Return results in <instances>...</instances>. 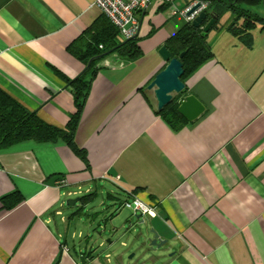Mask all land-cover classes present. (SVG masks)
<instances>
[{"label": "crops", "instance_id": "1", "mask_svg": "<svg viewBox=\"0 0 264 264\" xmlns=\"http://www.w3.org/2000/svg\"><path fill=\"white\" fill-rule=\"evenodd\" d=\"M95 1L0 0V90L56 128L74 104L53 70L69 80L85 71L68 47L87 42L84 32L103 20ZM178 2L153 0L138 15L139 36L95 64L74 135L85 161L60 139L0 149V199L22 197L0 209V264H100L87 249H69L63 226L74 213L63 210L67 200L98 197L101 185L114 191L108 199L122 194L155 209L143 231L165 243L151 251L126 233L128 243L135 238L129 251L147 259L135 264H264V29L251 33V49L225 31L210 33L213 58L184 84L204 113L173 132L147 85L166 66L157 51L197 0ZM244 9L259 16L264 7ZM133 216L119 214L123 228L137 223Z\"/></svg>", "mask_w": 264, "mask_h": 264}, {"label": "trees", "instance_id": "2", "mask_svg": "<svg viewBox=\"0 0 264 264\" xmlns=\"http://www.w3.org/2000/svg\"><path fill=\"white\" fill-rule=\"evenodd\" d=\"M206 3L204 12L207 19L201 27L209 21V16L214 15V24L208 33H203L201 28H194L192 24H186L169 37L165 42V48L171 58H178L183 74L180 81L184 84L187 78L199 67L213 58L209 35L212 31H225L236 38L247 49L252 48L251 33L257 28L264 29V19L244 9L245 7H264V0H197ZM231 16L225 26L221 25L222 19ZM220 24V25H219ZM87 42L73 43L68 51L86 67L85 71L74 80H69L59 72L53 70L69 88L73 97L74 112L71 114L66 126L62 129L42 121L36 113L26 110L23 106L0 90V149L32 141L37 144L54 143L62 140L67 147L82 161H85L84 152L74 144V135L84 108L90 86L94 80L98 68L95 64L110 54L116 52L130 41H119L118 30L103 16V20L96 21L84 32ZM102 48L99 49L98 47ZM185 52L182 58L180 54ZM88 66V67H87ZM184 89L183 96L186 94ZM179 94H177V97ZM172 99L162 111H155L165 124L173 131L178 132L184 128L187 121L177 113L178 98ZM60 179H58L59 181ZM92 195L80 197V202L90 201ZM22 201L18 192H13L0 199V209L9 211ZM80 213L76 211L73 215Z\"/></svg>", "mask_w": 264, "mask_h": 264}, {"label": "rangeland", "instance_id": "3", "mask_svg": "<svg viewBox=\"0 0 264 264\" xmlns=\"http://www.w3.org/2000/svg\"><path fill=\"white\" fill-rule=\"evenodd\" d=\"M178 1L181 7L182 5L180 1L182 0ZM197 2L199 3L200 1ZM246 8L255 10L254 7ZM255 12L264 18V9L262 11L256 10ZM224 22L225 20L222 19L221 25H224ZM130 50H133V48ZM117 57L120 58L119 54ZM150 92H152V90ZM175 97H177V94H172V99ZM182 97L183 95L179 94L177 97L178 101ZM150 98L151 105L156 109V102L152 94H150ZM100 191L101 193H98V197L92 195L90 201L86 202L84 207L81 206L82 202L80 201L73 207H68L65 204L66 202L64 203L63 213L65 218H69L71 214L80 210L79 214L73 215V217L70 218L69 226H63L64 228H67V232L64 230V237L67 240L68 247L71 250L75 247L76 249H87V252L91 251L93 256L97 257L100 264H107V260L109 261V264H118L120 259V264H135L138 260L145 257V253H141L140 258V253L137 251L130 252L129 247L135 238L133 237L132 241H129L128 243L127 240L129 236L125 235L128 233V235H134L137 237L139 234V226L135 223L131 225L126 224L125 228H123V219L122 217H118L119 214H124L126 215L125 220H127L133 216V211L131 209L123 207V203L126 200L129 203H131L132 200L126 199V196L122 194H116L114 195V199H108L107 195L109 193H114V191L103 185H101ZM142 220L144 221V224H146L150 223L151 219L144 216L142 217ZM133 221L137 222L135 219ZM122 244H126L127 247H123ZM133 253L136 255L131 257ZM144 260H147L146 257Z\"/></svg>", "mask_w": 264, "mask_h": 264}, {"label": "water", "instance_id": "4", "mask_svg": "<svg viewBox=\"0 0 264 264\" xmlns=\"http://www.w3.org/2000/svg\"><path fill=\"white\" fill-rule=\"evenodd\" d=\"M200 3L195 4L186 14L189 16L196 11ZM205 12H200L191 23L194 28H201L203 33H208L211 26L214 24V15L209 16V21L204 27H201L207 19ZM160 58L166 63V66L147 86V90H152L156 102V110L162 111L172 101V94H181L185 89V85L180 81L183 74L182 65L178 58H171V55L165 47H161L157 51ZM185 52L181 53L179 58L184 56ZM177 113L183 117L188 123L195 121L204 113L203 104L193 95H187L178 101ZM78 202V199L67 200L66 206L73 207ZM134 219L137 220L136 225L139 226L138 237L145 239V244L151 251L160 249L165 241H162L157 233L150 228L146 232L142 228L145 227L144 221L140 213L134 214ZM149 235V237H148ZM131 258V257H130Z\"/></svg>", "mask_w": 264, "mask_h": 264}, {"label": "built area", "instance_id": "5", "mask_svg": "<svg viewBox=\"0 0 264 264\" xmlns=\"http://www.w3.org/2000/svg\"><path fill=\"white\" fill-rule=\"evenodd\" d=\"M153 0H96L95 5L100 10L101 14L107 18V20L118 30L119 36L123 40L130 42L134 41L140 33V23L138 19L139 13L145 11ZM158 3H169L170 0H154ZM198 2L186 7L180 12L185 18L187 24H191L194 18L200 13L204 12L207 5L206 3H200L199 8L189 16H186L187 12ZM85 38H81L80 41H84ZM101 46L99 47V49ZM64 181L60 179L57 181L56 186L60 187L64 185ZM123 207L131 209L133 213H140L142 217L148 216L150 218L156 217L155 209L148 203H143L140 200L133 198L132 202H124Z\"/></svg>", "mask_w": 264, "mask_h": 264}]
</instances>
